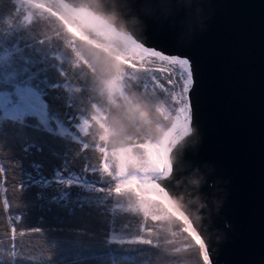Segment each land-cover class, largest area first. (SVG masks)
Here are the masks:
<instances>
[{"label":"water","instance_id":"95a60500","mask_svg":"<svg viewBox=\"0 0 264 264\" xmlns=\"http://www.w3.org/2000/svg\"><path fill=\"white\" fill-rule=\"evenodd\" d=\"M91 10L190 60L193 131L171 155L170 201L211 264H264V0H97Z\"/></svg>","mask_w":264,"mask_h":264},{"label":"trees","instance_id":"16d2710c","mask_svg":"<svg viewBox=\"0 0 264 264\" xmlns=\"http://www.w3.org/2000/svg\"><path fill=\"white\" fill-rule=\"evenodd\" d=\"M14 11L10 0H0V42L5 19ZM53 23V19L34 20L9 38L8 46L16 45L24 57L25 53L29 57L26 71H18L17 78L21 75L27 81V77L37 74L43 58L40 59L41 52L35 46L64 30ZM81 43L76 41L78 50ZM52 45L66 57L74 56L73 50L61 40ZM66 72L72 74L60 80L58 75L47 76L51 81L48 85L43 80L46 73L42 72L38 75L40 80L33 77L32 83L41 93L47 115L65 129L75 131L82 120L91 117L93 103H101L105 114L104 101L91 90L95 74L89 66L77 71L67 68ZM169 76L159 79L165 89L173 86L168 85ZM145 79L150 83L145 76L139 83ZM150 90L161 93L158 88ZM171 122V118H165L166 130ZM145 136L153 142L161 140L157 133L145 130L138 132L134 141L145 142ZM86 162L96 171H85ZM101 162L97 150L84 149L77 141L46 131L34 117L21 123L11 120L0 123V264H203L199 245L177 218L154 221L139 212H123L113 195L85 192L79 187L64 191L69 194L67 197L57 193L61 192L55 183L58 174L63 178L76 177L94 187L110 186L98 172ZM13 227L18 229L14 236ZM35 228L42 233H31L30 229ZM141 230L156 234V244L119 245L107 241L110 233L134 234ZM13 242L19 247L13 249Z\"/></svg>","mask_w":264,"mask_h":264},{"label":"rangeland","instance_id":"374dc122","mask_svg":"<svg viewBox=\"0 0 264 264\" xmlns=\"http://www.w3.org/2000/svg\"><path fill=\"white\" fill-rule=\"evenodd\" d=\"M14 7L15 11L14 14L11 17H7L5 19V24L3 26L4 32L1 35V42H0V123L3 120H11L13 122H23L25 118L27 117H34L37 119L39 124L44 128L46 131H49L53 134H56L60 137H63L65 139H69L72 141H77L79 143H87L89 144L90 149H95L101 154L102 162L100 167L97 169L100 177L104 181V183L110 182V186H104L101 187L103 189H114L115 185L121 181V177L115 176V173L118 171V161L115 157L111 156L112 151H114L113 147L111 146V143L109 141H101L99 139L100 135H102L103 130L99 127V123H97L95 120H92L93 115H100L105 114L101 111V113H97L95 110L92 112L91 117L88 119L90 122L91 127H88L86 129V132H80L79 127L80 124L83 123V120L81 123L78 124L75 131H69L65 129L58 120L50 118L47 115L46 111V105L42 100L41 93H39L35 87V84L32 83L33 77H36L40 80V76H38L40 73H46L43 78L45 79V84L48 85L51 83V81H48L47 76L49 75H58L60 76L59 80L63 78L66 74H72L67 73V68H71L72 71H77L80 68L84 67L86 64L81 59H78L76 56V52L74 51V47L76 48V41H80L79 38L72 37L70 34L66 32L64 29L63 32L60 34L58 32L54 37H50L48 39L42 40L40 43H38L35 48L38 49L41 52L40 59L43 58V61L37 74L27 77V81H23L22 77L20 75L18 76L19 72H25L26 70V62L28 60V54L25 53V57L23 56V53L19 52V49H17V46L10 47L7 45V43L11 42L9 39L14 33H17L19 30L26 29L34 20H48L53 19L55 25H58V27H63L59 21H57L54 17H51L48 13H44L42 10L34 9L30 5L24 4L22 2H17V0H10ZM83 19L87 20L86 17ZM93 39H99L97 37H93ZM62 41L66 46L71 48L73 50L74 56L72 58L66 57V55L63 52H57V48H55L52 44H55L56 42ZM106 43V42H105ZM78 50V49H77ZM150 61V62H149ZM40 62V63H41ZM133 63H136L137 70L127 69L129 72H133L134 75H139L140 79L144 76L147 77L150 81V85L156 84L157 81H153L151 79L152 76H156L161 80L167 79L168 75H171V73L167 70L161 71V65H164L165 69H172L174 71H178V66H172L167 65L164 62H160L156 60L155 58H145L143 62H140L139 59H134ZM38 64V63H37ZM88 66V65H87ZM144 68L148 69H155V71H149L148 73H145L143 71ZM71 75L67 76L69 78ZM54 78V77H52ZM139 79V81H140ZM38 80V81H39ZM139 81L137 83H139ZM160 81V80H159ZM34 82V81H33ZM49 82V83H48ZM160 83V82H159ZM169 87L175 90L179 91V88L182 87V81L179 80V76H176V83L174 84H168ZM65 87L68 86V82L64 84ZM164 87L166 88L165 84ZM153 89V88H152ZM159 89V88H158ZM160 90V89H159ZM161 91V90H160ZM178 107V106H177ZM169 109V108H168ZM170 111V110H169ZM171 113V126L169 129L166 130V134L164 139L170 138L174 135V128L176 124V117L174 116V113ZM164 139H161L159 142H162ZM146 142V141H145ZM133 143H138L137 141H134ZM97 145H100L101 147H105L108 149V158L105 157V154L99 150ZM83 146V144H82ZM88 148V149H89ZM139 151V149H137ZM109 164V171H104V165ZM130 178V177H129ZM55 183L58 185V189L61 192H58V194H61L62 197L69 196L68 193H65L64 191L70 189L71 187H79L81 190H84L85 192H92V193H100L99 187H94L89 184H83L77 180L76 177L69 176L67 178L60 177L58 174L56 176ZM57 188H55L56 190ZM141 192H143L146 196H151L152 190L148 188H141ZM74 191H71L73 194ZM63 193V194H62ZM103 194L106 195H113L115 199L117 200V207L123 211V212H138L133 211L138 205V197L135 195V191L133 189H128L125 191L124 195L122 196H116L114 191L109 194L107 191H103ZM72 196V195H71ZM149 199L145 200L146 204H149L152 206L149 210V215L152 216V211L155 208H161L163 211V215L157 217L159 220H164L167 218H177L181 220L186 228V222L187 219H181V215H183L180 211H178L170 200L165 202L164 198H161L158 202H153ZM143 214V212H139ZM160 214V213H156ZM144 215V214H143ZM186 231V229H184ZM191 236V234L189 233ZM139 236H143L147 239L153 240V245L156 244V234H150L146 230H141L138 233L134 234H124V233H110L108 234L107 241L112 244H119L113 240L115 237L116 240H132L136 239ZM192 237V236H191ZM194 239V237H192ZM121 245V244H119ZM197 245V244H196Z\"/></svg>","mask_w":264,"mask_h":264},{"label":"snow or ice","instance_id":"6c2138e0","mask_svg":"<svg viewBox=\"0 0 264 264\" xmlns=\"http://www.w3.org/2000/svg\"><path fill=\"white\" fill-rule=\"evenodd\" d=\"M17 2H22L24 4L30 5L34 9L42 10L44 13H48L51 17H54L61 25L66 27H71L76 30L77 35H72V37H83L85 40L93 42L95 47L100 49L106 45L107 35L106 31L103 29H98L95 31H84L80 27V21L82 17L80 15L75 16L71 21H67L59 11L57 7L58 0H17ZM97 37L99 39H93ZM128 51L125 53L123 59L126 62L127 68L132 70H137L136 63H133L134 59H139L140 62H143L145 58H155L160 62H164L167 65L178 66V71L172 69H165L164 65H161V71H169L171 75L168 78L169 84L176 83V76H179V80L182 81V87L179 88V91L173 89H165L162 83H159V78L152 76L153 81H157L156 84L150 85L147 80L142 84L138 83L137 88L144 91H148L151 88H159L161 93L159 97L163 99L167 104L169 110L174 113L176 117V124L174 128V135L170 138L164 139L162 142H153L150 138L146 137V142L133 143L135 138L130 141L129 148L139 157V161L136 167H131L124 163V152L122 149L115 147L111 144L114 151H112L111 156L115 157L118 161V171L115 173V176L121 177V181L117 183L114 189L101 188L100 191H107L111 194L113 191L116 196L124 195L125 191L128 189H133L135 191L136 197H138V205L133 211L143 212L144 216L149 215V210L152 206L145 203L146 199L151 198L153 202H159L161 198H164L165 202L172 199L168 188L173 186L171 179L179 180V175H173L176 171V166L171 163V155L176 143L181 140H184L186 137H189L193 131L192 121V103L189 96L193 84V70L192 64L187 58H180L177 56H168L162 54L160 51L151 49L144 46L143 43L138 42L134 37H130L128 41ZM76 56L78 59H81L84 64L88 65L93 73L95 74V68L90 63L89 59L80 54L79 50L75 49ZM150 62V61H149ZM143 71L148 73L149 71H155V69L144 68ZM128 78L134 76L133 72H127ZM70 81L71 78L69 77ZM72 91H80V88H72ZM178 106V107H177ZM92 108L97 112L101 113V103H93ZM106 117L103 114L93 115L92 120H95L99 123V127L103 130L104 124L103 121ZM91 127L88 119H84L83 123L80 124L79 131L86 132V129ZM99 139L101 141H109L105 135H100ZM83 148H89V144L82 143ZM99 150L105 154V157L108 158V149L97 145ZM139 149V151H137ZM85 171L95 172L96 169L90 167L86 162ZM104 171H109V164L104 165ZM130 177V178H129ZM161 181H168L169 183L162 185ZM141 188H148L152 190L151 196H146L143 192L140 191ZM160 213V214H156ZM163 215L161 208H155L152 211V220L160 221L157 217ZM19 218V217H18ZM185 217L181 215V219ZM18 229L13 227L11 232L13 236L17 233ZM31 233L39 234L42 233L40 229H30ZM150 231V229H149ZM186 233H190L194 237V241L199 245L200 253L203 257V264H211L210 254L208 252L206 243L202 236L198 234L197 229L191 224L190 221L186 222ZM21 236L25 235L24 232L19 233ZM113 240L119 244H141V245H153L152 239H147L143 236H139L136 239L132 240H116L114 237ZM13 249L19 247L15 242L12 244ZM13 255H16L14 252Z\"/></svg>","mask_w":264,"mask_h":264},{"label":"clouds","instance_id":"9594fccd","mask_svg":"<svg viewBox=\"0 0 264 264\" xmlns=\"http://www.w3.org/2000/svg\"><path fill=\"white\" fill-rule=\"evenodd\" d=\"M96 2L97 0H58L57 7L67 21L80 15V27L86 32L98 29L106 31V45L100 49L93 42L78 37L82 42L79 52L95 68L90 87L104 101L106 119L103 121L102 135L112 145L123 150L124 163L134 168L139 157L130 150V141L138 132L145 130H151L160 139H164L166 129L163 122L165 118H171V113L156 91H144L135 86L140 79L139 75L128 78V68L123 57L128 51L129 38L136 33L126 23L119 22L114 14L92 11ZM62 26L71 36L77 35L75 29Z\"/></svg>","mask_w":264,"mask_h":264}]
</instances>
